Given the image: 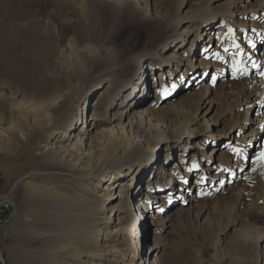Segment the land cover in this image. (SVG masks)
Returning a JSON list of instances; mask_svg holds the SVG:
<instances>
[{"label":"rangeland","instance_id":"obj_1","mask_svg":"<svg viewBox=\"0 0 264 264\" xmlns=\"http://www.w3.org/2000/svg\"><path fill=\"white\" fill-rule=\"evenodd\" d=\"M138 1L143 14L129 19L128 4L122 7V11L116 9L121 2L119 0H85L82 4L78 0H0V199L9 201L11 208V218L0 228V251L4 264H78V260L85 256V253H78L81 248L77 242H82L83 238L75 235L76 225L72 223L85 218L86 211L81 204L83 197L80 195L87 196L85 198L91 204L88 207L91 213L101 218L108 217L109 212L103 210V199L97 197L104 192L108 181L101 182V187L96 188L95 185L90 186L88 181H81L77 174L67 177L52 173L56 169L49 164L51 160L41 156L40 152L45 144L57 147L59 144L73 143L76 139L74 136L79 138L82 130H86L82 148L85 152L91 141L90 135L95 130H106L116 124L109 122L110 117L119 110L121 98L128 100L132 91L125 92L122 87L118 88V84L120 81L127 82L133 75V55L151 50L173 51L174 43L166 38L183 27L191 29L185 36H188V41L191 40L194 36L192 29L197 30L195 25L192 26L185 19L179 27L176 23L173 25L177 15L176 4L183 1L180 11L193 13L203 4L202 1L205 2ZM225 3V0L215 1L211 6L220 4L218 7H224ZM199 29L201 31V27ZM201 38H204L202 43L207 39L206 35ZM28 46L39 54L48 55L47 65L41 73L55 81L53 86L61 94L62 91L71 94L59 106L56 104L59 97L55 98L53 86L48 92L35 94L25 89L16 75L5 72L13 60V54L21 61L25 60ZM147 63L148 60L141 70L152 87L146 94L149 105L158 93L156 86H152L151 76H157L159 68L149 71L145 68ZM168 77L163 78L164 82ZM209 79L210 75L203 81H197L194 77L190 80L191 88L188 87L195 91L185 98L182 107L190 115L200 118L191 127L200 134L195 139L196 148L187 154L188 147L185 145H194L187 136H182L180 145L169 150H165V143L157 144L154 148L157 156L167 161L166 168L173 161L178 163L180 159L182 162L185 157L188 161L194 152H201L199 139L205 137L206 128L202 123L203 117H200L203 109L196 113L195 108L202 96L199 86L201 83L208 84ZM155 82L158 83L159 79ZM237 85L240 86L226 83L222 85L223 88L218 86L215 92L212 90L209 94L215 103L207 117L211 115L216 120L222 114L223 123L219 128L222 124L230 126L241 117L240 112H243L245 105H239ZM75 89L78 91L74 93ZM241 100L245 102L243 98ZM172 103L176 107L179 104L177 101ZM172 105L165 108L173 109ZM158 106L150 115L157 129L164 130L163 126L169 123L171 133L184 130L181 119L176 118L172 110L164 111L162 116L156 114ZM204 106L206 103L202 104ZM77 115L85 122L69 125L63 136L60 127L62 120ZM95 116L104 120L103 123H98ZM123 121L125 127L128 125L129 128L128 115L124 116ZM257 145L245 157L249 165L242 171L244 175L239 181H231L222 190L202 199L193 208V212L197 213L203 209L199 216L187 214L176 217L173 232L166 234L159 250L160 264H264V162L257 156L264 148V134ZM254 153L256 155H252ZM65 163L59 168L68 167ZM72 163L68 160V164ZM78 166L75 164V168ZM193 177L190 175V179L185 180L186 184L192 182ZM123 178L117 181L125 180ZM31 184L41 187L36 188ZM92 187L96 188L94 193ZM114 191L118 193L119 187H115ZM2 208L5 207L0 205ZM6 213H2L1 218ZM117 221L118 216H113L109 228ZM100 227L108 228L104 223ZM122 240L128 244L134 241L126 235L123 238L102 235L96 243L112 247L122 243ZM145 245L148 247L147 240ZM111 250L114 252L107 256L109 261L102 262L123 264L116 261L120 256L118 250ZM94 260L98 259H88Z\"/></svg>","mask_w":264,"mask_h":264},{"label":"bare ground","instance_id":"obj_2","mask_svg":"<svg viewBox=\"0 0 264 264\" xmlns=\"http://www.w3.org/2000/svg\"><path fill=\"white\" fill-rule=\"evenodd\" d=\"M78 1L82 4L85 0ZM215 1L221 0L202 1L203 4L193 13L180 11L183 1L176 4L178 8L173 25L176 23L179 27L184 19L189 21L197 28L196 31L192 29L194 36L188 41V36H185L191 29L187 27L181 30L176 29L166 38L174 43L173 51L151 50L133 55V65H131L134 67L133 75L127 79V82L120 81L118 84V88L122 87L125 92L129 93L132 90L129 98L124 101L121 98V102L118 103L119 110L110 117L109 122L112 124L116 122V124L106 130H95L90 135L91 141L85 152L82 148L85 145L86 130H82V136L79 138L75 135L76 139L73 143L59 144L57 147L45 144L43 151L40 152L41 156L51 160L49 164L56 169L52 173L67 177H74L77 174L76 177L81 181H88L90 186L95 185L96 188L101 187V182H109L104 192L97 196L104 201L103 210L109 212L106 218H101L94 212L91 213L88 210L91 204L87 202L88 198H85L87 196H79L83 197L81 204L84 205L83 209L86 213H84L85 218L82 217L72 223L76 225L74 226L75 235L83 238L82 242H77L81 248L78 253H85V256L78 260V264H104L102 261H109L110 258L108 259L107 256L111 251L114 252L112 248L118 250L117 254L120 256L116 258V261L119 263L160 264L159 250L163 246L166 234L173 232L176 217L187 214L199 216V212H203V209L197 213L193 212V208L202 199L222 190L231 181H239L244 175L242 171L249 165L245 157L258 147L257 142L264 134V75H262L264 73V0H225L224 7H218L220 4L211 6ZM119 2L116 6L119 11L128 4L129 19L138 18L143 14L138 0H119ZM229 29L232 30L231 33ZM203 35L207 38L204 43H202L204 38H201ZM214 40H216L215 44ZM233 41L239 45V49L231 47ZM186 44L188 45L184 48ZM225 47H228L229 51H224ZM14 55L9 67L4 68L5 72L16 75L19 83L32 93L48 92V89L55 84L53 79L49 76L46 78L41 73L47 65L48 55L39 54L30 46L24 61ZM212 57L213 59L209 60ZM147 60L146 69L151 71L159 68L158 75L151 76L152 86H156L158 93L149 105L146 102V94L152 87L144 77V71L141 70ZM167 75L169 77L164 82L163 78ZM209 75V83L205 85L201 83L199 86L202 96L195 108L196 113H200L203 109L200 117H203L202 123L206 128L205 137L199 139V144L202 145L201 152H194L193 157L188 161L186 157L182 162L179 159L180 164L179 161L178 163L173 161L170 169L166 168L167 161L161 160L154 148L157 144L165 143V150H169L180 145L182 136H187L191 143L194 142V145H185L188 147L187 154L191 149L196 148L195 139L200 134L195 133L194 128L191 127L200 118L198 115H190L189 111L183 110L182 107L185 105V98L195 91L190 89V80L194 77L197 81H203ZM156 79H159L158 83L155 82ZM231 82L240 84V86L237 85V100L239 105L243 107L245 105V107L243 112H240L239 119L230 126L222 124L219 128L218 126L223 123L222 114L220 119L216 120L211 115L207 117L215 103L209 94L212 90L215 92L218 86ZM52 89L56 91L55 98L59 97L57 105L64 103V100L71 95L67 91H62L63 94H61V91L56 90L54 86ZM76 91L78 90L75 89L74 93ZM172 97L177 99L172 100ZM172 101H177L178 106L172 105L174 104ZM203 103H206V106L202 107ZM153 105H160L156 109V114L160 116L164 111L175 112L176 118L181 119L184 130L180 133H171L169 123L163 126L164 130L157 129L156 123L150 116L156 107ZM168 105L174 108L166 109ZM127 115L129 128H127L128 125L125 127L126 124L123 121L124 116ZM73 117L62 120L60 127L63 130V136L69 125L83 123L84 118L82 119L79 115ZM95 120L98 123L104 121L99 117ZM234 131L237 132L236 136ZM220 139L224 140L218 142ZM68 160L73 163L68 164ZM62 163L68 167L59 168L63 166ZM75 164L79 165L78 168H75ZM145 170H148L147 174ZM190 175L194 176L191 179L192 182L186 184L185 180H189ZM122 177L125 180L117 181ZM140 180L144 184H140ZM215 180H217L216 183H214ZM34 187L41 186L36 184ZM115 187H119L118 193L113 192ZM96 188L92 187V193ZM4 202L10 208L9 201L4 200ZM95 202L98 201L95 200ZM115 215L118 216V221L109 228ZM101 223L108 228L100 227ZM102 235L122 238L126 235L134 241L128 244L123 243L122 240V243L109 247L105 246V243L102 245L96 243ZM146 240L148 247L145 245ZM171 255L173 256V253ZM89 258L98 260L88 261ZM126 261L129 262L126 263Z\"/></svg>","mask_w":264,"mask_h":264},{"label":"water","instance_id":"obj_3","mask_svg":"<svg viewBox=\"0 0 264 264\" xmlns=\"http://www.w3.org/2000/svg\"><path fill=\"white\" fill-rule=\"evenodd\" d=\"M0 205H2L7 209V213L3 216V218L0 219V228H1L11 218L9 217L11 215V208H9L6 202H4L2 199H0ZM0 264H4L1 251H0Z\"/></svg>","mask_w":264,"mask_h":264},{"label":"snow or ice","instance_id":"obj_4","mask_svg":"<svg viewBox=\"0 0 264 264\" xmlns=\"http://www.w3.org/2000/svg\"><path fill=\"white\" fill-rule=\"evenodd\" d=\"M231 29H229V32L231 33ZM231 47H235L237 49H239V45L235 43V41H233V44L231 45ZM224 51H229L228 47L224 48ZM262 75H264V73H262ZM257 156L261 159L262 162H264V148L261 149L260 152L257 153ZM193 167H195V165H193Z\"/></svg>","mask_w":264,"mask_h":264},{"label":"built area","instance_id":"obj_5","mask_svg":"<svg viewBox=\"0 0 264 264\" xmlns=\"http://www.w3.org/2000/svg\"><path fill=\"white\" fill-rule=\"evenodd\" d=\"M5 209L6 208H2L1 211H0V219H1V216H2V213H5ZM3 218V217H2Z\"/></svg>","mask_w":264,"mask_h":264},{"label":"trees","instance_id":"obj_6","mask_svg":"<svg viewBox=\"0 0 264 264\" xmlns=\"http://www.w3.org/2000/svg\"><path fill=\"white\" fill-rule=\"evenodd\" d=\"M5 213H6V209H5Z\"/></svg>","mask_w":264,"mask_h":264},{"label":"crops","instance_id":"obj_7","mask_svg":"<svg viewBox=\"0 0 264 264\" xmlns=\"http://www.w3.org/2000/svg\"><path fill=\"white\" fill-rule=\"evenodd\" d=\"M0 211H1V209H0Z\"/></svg>","mask_w":264,"mask_h":264}]
</instances>
